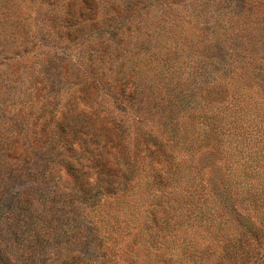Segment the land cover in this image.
Here are the masks:
<instances>
[{
    "label": "rangeland",
    "instance_id": "rangeland-1",
    "mask_svg": "<svg viewBox=\"0 0 264 264\" xmlns=\"http://www.w3.org/2000/svg\"><path fill=\"white\" fill-rule=\"evenodd\" d=\"M92 71L132 86L122 119L152 111L173 193L94 203L51 166L85 144ZM225 245L221 264H264V0H0V264H212Z\"/></svg>",
    "mask_w": 264,
    "mask_h": 264
},
{
    "label": "trees",
    "instance_id": "trees-1",
    "mask_svg": "<svg viewBox=\"0 0 264 264\" xmlns=\"http://www.w3.org/2000/svg\"><path fill=\"white\" fill-rule=\"evenodd\" d=\"M127 71L133 73L131 68ZM111 76V79L114 80V72ZM103 77H105L104 74L99 75L92 71V75L88 76V81L85 84L88 95L96 93L97 96L99 95V98L88 107L87 113L89 114H85L86 116L83 117L86 118L88 132H81L86 137L85 144L82 146L73 144L67 147L68 153H64L60 159L52 162L51 166L61 170L73 180L74 183L71 185L75 192H78L81 197L84 194L90 195L94 199V203H98L100 198L114 199V206H117L116 203H119L117 199L123 193L130 194L129 199L135 195H148L147 197L156 198L173 193L168 191L169 186L173 190V184H168L166 179L168 170L159 155L158 147L161 148L162 144L152 139L150 131L143 132V127H147V125L149 127L152 124L149 119L150 116L152 118V111L146 105H142V108L138 107L142 116L129 114V117L122 119L120 116L122 112L131 113L129 108L126 109L125 104H129L131 109L136 107L135 101L122 100V98L129 99L125 95L121 96V92H127V89L124 88L130 85L126 83V80L125 83L117 82L116 84L110 78L109 81H105ZM114 81H118V79ZM129 90L133 91L132 86ZM158 102L162 103L163 99L159 98ZM81 113L83 112L79 111L77 115H84ZM179 122L181 121L175 119L174 124L177 125ZM163 126L165 125L163 124ZM135 129L137 130L136 136H139L142 141L140 142L142 147L138 151L132 150L127 141L128 133ZM93 136L104 141L99 149L92 147ZM150 140L152 141L150 142ZM154 145L156 146L154 147ZM140 157H146L144 162L147 167L146 171L141 170ZM164 186L165 189H163ZM156 187L159 188L156 189ZM180 190L185 192L187 188L185 185H178L174 192L178 193ZM139 201L140 198L137 203L141 205ZM120 207H123V203L120 204ZM251 236L257 239V233H253ZM228 249L227 245L222 246L219 256L213 259L212 264H221L222 260H227L230 254ZM233 254L234 252H231L230 256Z\"/></svg>",
    "mask_w": 264,
    "mask_h": 264
}]
</instances>
